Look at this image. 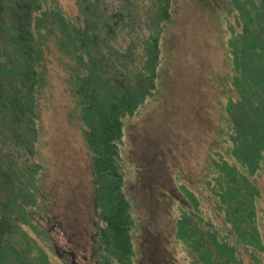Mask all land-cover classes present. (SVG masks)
<instances>
[{"label": "trees", "instance_id": "obj_1", "mask_svg": "<svg viewBox=\"0 0 264 264\" xmlns=\"http://www.w3.org/2000/svg\"><path fill=\"white\" fill-rule=\"evenodd\" d=\"M228 3L227 57L234 93L225 101L228 125L222 144L227 152L216 149L210 158L206 184L213 201L209 196L200 208L188 191L194 204L180 209L174 224L191 264H245L238 244L252 256L251 264H260L264 256L256 222L259 190L253 181L264 167V0ZM77 4V14L64 17L56 0H0V264H52L45 249L49 236L34 211L42 167L34 159L41 20L48 31L58 20L59 42L69 55V82L90 152L101 220L99 264H129L134 253L133 208L120 145L126 121L156 93L159 43L171 20L172 0ZM224 227L234 230L236 240Z\"/></svg>", "mask_w": 264, "mask_h": 264}, {"label": "rangeland", "instance_id": "obj_2", "mask_svg": "<svg viewBox=\"0 0 264 264\" xmlns=\"http://www.w3.org/2000/svg\"><path fill=\"white\" fill-rule=\"evenodd\" d=\"M56 2L62 16L77 14V0ZM228 5V0H172L171 20L159 43L156 93L126 121L120 145L134 218L129 264H191L174 224L180 209L194 204L188 191L201 202L200 208H205L209 196L213 201L206 184L210 158L216 149L227 152L222 144L228 125L225 101L228 93H234L227 57ZM55 22L49 31L43 20L37 27L43 67L34 159L42 167L35 220L39 216L49 236L45 249L52 264H71L69 255H56L54 243L74 252L73 264H99L101 220L90 152L69 82V55L59 42L60 23ZM253 181L259 190L256 222L264 245V167ZM219 223L223 224L222 218ZM25 229L31 231L27 225ZM224 229L236 240L234 230ZM237 247L245 264L254 262L241 244Z\"/></svg>", "mask_w": 264, "mask_h": 264}, {"label": "flooded vegetation", "instance_id": "obj_3", "mask_svg": "<svg viewBox=\"0 0 264 264\" xmlns=\"http://www.w3.org/2000/svg\"><path fill=\"white\" fill-rule=\"evenodd\" d=\"M63 249H64V250L61 252V256H60V258H62V256H63L64 254H67V255H69L70 258H71V264H73V263L75 262V260H74V257H75L74 252L71 251V250L65 249V248H63Z\"/></svg>", "mask_w": 264, "mask_h": 264}, {"label": "water", "instance_id": "obj_4", "mask_svg": "<svg viewBox=\"0 0 264 264\" xmlns=\"http://www.w3.org/2000/svg\"><path fill=\"white\" fill-rule=\"evenodd\" d=\"M53 249H54V252L56 253V255H57L58 257L61 256V252L64 250L63 247H61V246H60L59 244H57V243H54V245H53Z\"/></svg>", "mask_w": 264, "mask_h": 264}]
</instances>
